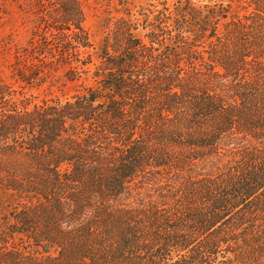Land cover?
<instances>
[{"label": "trees", "instance_id": "1", "mask_svg": "<svg viewBox=\"0 0 264 264\" xmlns=\"http://www.w3.org/2000/svg\"><path fill=\"white\" fill-rule=\"evenodd\" d=\"M33 2L0 78V264H264V0L124 9L99 47L83 0Z\"/></svg>", "mask_w": 264, "mask_h": 264}, {"label": "rangeland", "instance_id": "2", "mask_svg": "<svg viewBox=\"0 0 264 264\" xmlns=\"http://www.w3.org/2000/svg\"><path fill=\"white\" fill-rule=\"evenodd\" d=\"M162 0H83V5L87 13L85 26L88 28L91 39L97 47L104 40L110 25V17H120L126 15V10L130 8L132 13L149 7L154 3L160 7ZM172 5L175 0H167ZM36 11L33 0H0V78L10 81L8 61L13 58L16 45H25L35 27ZM238 2L233 3L231 15H242ZM138 17H142L137 14ZM141 30V29H140ZM142 31V30H141ZM77 87L76 84L69 83L62 86L59 81L50 91L44 85L40 90H30L37 96L34 102H40L43 98L50 96L70 97ZM30 93V92H29Z\"/></svg>", "mask_w": 264, "mask_h": 264}]
</instances>
